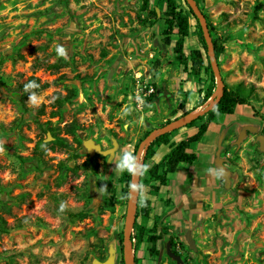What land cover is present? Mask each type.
<instances>
[{
	"label": "rangeland",
	"instance_id": "rangeland-1",
	"mask_svg": "<svg viewBox=\"0 0 264 264\" xmlns=\"http://www.w3.org/2000/svg\"><path fill=\"white\" fill-rule=\"evenodd\" d=\"M141 2L0 0V215L7 225L0 264H91L111 251L120 264L127 205L115 167L120 149L133 151L145 131L196 108L215 84L209 70L191 71L192 50L205 51L184 0L175 3L189 17L186 65L174 50L175 30L169 44L163 40L166 1L149 0L157 18ZM201 5L223 46L222 79L248 91L250 104L215 113L189 147L197 159L180 163L167 184L144 175L138 202L149 199L148 215L140 212L133 224L131 237L142 236L132 239L134 264H264V152L256 138L264 135V0ZM30 76L46 85L25 89L36 102L29 93L22 105L20 86ZM194 128H177L170 142ZM87 138L103 149L115 141V155L89 154ZM170 142L156 147L147 168ZM216 159L227 169L224 180L206 176ZM151 234L161 236L153 250Z\"/></svg>",
	"mask_w": 264,
	"mask_h": 264
},
{
	"label": "trees",
	"instance_id": "trees-1",
	"mask_svg": "<svg viewBox=\"0 0 264 264\" xmlns=\"http://www.w3.org/2000/svg\"><path fill=\"white\" fill-rule=\"evenodd\" d=\"M165 1H166V9L164 11L165 13L164 21H165L166 26L162 30V34L164 35L163 40L165 41V43L169 44L170 35L175 30V33L177 34V38L175 40L174 50L178 53L179 58L181 59L182 63L186 65L187 57L184 55L182 49H183L184 37H186L188 34L189 17L187 13L183 12L182 9L177 7L175 0H165ZM201 1L202 0H196L198 6L203 11ZM184 2L187 5L188 10L191 13V15L196 19L192 9L189 7V5L186 3L185 0ZM141 6H142V9H145L148 11V14H150L154 18H157L156 10L149 9L148 7L149 0H142ZM261 7H262V3L258 2L254 6V10L256 11L260 9ZM204 15L207 19V15L205 12H204ZM196 24L199 30L202 47L205 51V56L203 57L199 49L192 50L191 52L192 55L190 56L191 57L190 68H191V71L195 73H198L201 70V68H204L206 70H209L210 74L213 77V72L211 70L208 56L206 54V44L203 38L201 27L197 19H196ZM207 25L209 27L210 34L212 36L211 23L208 21V19H207ZM212 42L214 46L215 56L217 59L218 54L223 50V46L221 44H218L213 36H212ZM30 81H35L36 84L39 85L38 87L31 88L30 90L37 91V90L42 89L46 85V83L44 82L41 83L37 77L30 76L27 79V81L23 85L20 86L21 91H20L19 97H20V101L22 102V105H23V98L30 93L25 90V84H27ZM214 87H215V84L214 82H212L211 85L207 87L206 91L204 92L202 96L201 101L198 103L197 106H199L206 99L209 98V96L213 92ZM248 93L249 92L245 91V89L240 85H228L224 83L223 92L221 96L219 97V100L217 101V103L214 105V107L208 110L205 114L200 115L197 118L190 120L184 125V127L194 126L196 128L194 132H192L187 137L180 139L177 142H173V141L170 142L171 136L176 129L157 135L151 141V143L149 144L145 152V155L143 158L144 160L143 165H144L145 170L143 174L140 175V184L142 183V180L144 179V175L148 174V177H149L148 179L157 180L158 185H165L167 184V181H168V174L175 172L180 163L192 164L197 159V154L189 150V147L191 144L197 143L200 141L201 137L207 130L208 124L212 121L214 114L217 112L232 114L237 108V106L244 105V104H250V101L248 99ZM191 110L185 112L184 114L189 113ZM204 116H206V118L202 120ZM196 120H201V122L195 125ZM262 120L264 121V118H262ZM170 121H171L170 119L166 120L165 124ZM151 129L145 131L143 137L147 135ZM140 140L141 139H139L135 143L132 152L136 153ZM58 142H60V138L59 139L57 138L55 141H51V144L58 143ZM169 142L171 146L168 152L162 157L160 161L154 163L150 168H147L145 165V161L148 157L152 156L155 153L156 147H158L161 144H167ZM120 179L123 182L122 191L125 194L128 190V185L130 183V176L127 172H123L120 174ZM158 185H154L153 188L158 189ZM148 205H149V199L147 198H142L141 201L138 202V206H137L136 213H135V221L140 212H142L144 216L148 215V211H147ZM139 206H140V209H138ZM6 230H7L6 221L0 215V232H5ZM133 237H135L137 241L142 240V236L140 235V233L137 234V237L136 236H133ZM160 237H161L160 234H151L148 236V240L151 242L150 248L152 250L155 249V243L158 239H160ZM120 241L122 242L121 239ZM120 249L122 250V245ZM120 264H124L122 253L120 255ZM135 264H137L136 261H135Z\"/></svg>",
	"mask_w": 264,
	"mask_h": 264
},
{
	"label": "water",
	"instance_id": "water-1",
	"mask_svg": "<svg viewBox=\"0 0 264 264\" xmlns=\"http://www.w3.org/2000/svg\"><path fill=\"white\" fill-rule=\"evenodd\" d=\"M185 1L189 5V7L192 9L201 27L203 38L206 44V54L208 56L211 70L215 77V88L213 92L211 93V95L209 96V98L206 99L204 103L192 109L189 113H187L186 116L183 115L162 126L151 129L149 133L140 140L135 154L138 156V158L141 160L142 163L144 161L143 158L147 150V147L157 135L162 134L164 132H169L181 126H184L190 120L195 119L198 116L205 114L208 110L214 107V105L217 103V101L219 100V97L221 96L223 92L224 81L222 79L220 68H219V65H218V62L215 56L212 36L210 34L204 12L200 9L196 0H185ZM156 11L158 12L157 9ZM52 138L53 137L49 133H47L45 140H51ZM256 138L259 142V149L264 152V135L258 134ZM83 146L85 147L86 151L89 154H95V153L111 154L113 153V148L116 146V142L113 141V147L108 148V149H103L101 148V145L98 142H96L92 138H87L83 140ZM216 165H221L218 159H216ZM137 179L140 183V176ZM130 182H131V177H130ZM138 198L139 196H137L134 199H127L125 220H124V225H123V239H122V257H123L124 264H134L131 234L133 230V224L135 221V213L137 209ZM188 241H189V245L193 246V242L189 235H188ZM91 264H114V252L111 251L104 260H99L97 258H94Z\"/></svg>",
	"mask_w": 264,
	"mask_h": 264
},
{
	"label": "clouds",
	"instance_id": "clouds-1",
	"mask_svg": "<svg viewBox=\"0 0 264 264\" xmlns=\"http://www.w3.org/2000/svg\"><path fill=\"white\" fill-rule=\"evenodd\" d=\"M57 51L60 55H65L66 51L65 48L58 46ZM39 85L36 84L35 81H30L27 84H25V89H31L36 88ZM30 99L33 103L36 102V95L35 93H30ZM115 155V150L113 153L109 154V158L112 159V157ZM115 167H117L121 173L127 172L129 176L131 177V182L128 185V190L125 193V197L127 199H134L137 196H140L142 193L145 192V187L139 183L138 179L140 175L144 172V165L141 162V160L138 158V156L130 151L128 148H121L119 156L116 160ZM206 176L209 180L212 179H218V180H224L227 176V169L223 165H215L214 167L208 168L205 170ZM104 188L101 187L99 189L100 192H102ZM64 208V205H60V210L62 211Z\"/></svg>",
	"mask_w": 264,
	"mask_h": 264
},
{
	"label": "crops",
	"instance_id": "crops-1",
	"mask_svg": "<svg viewBox=\"0 0 264 264\" xmlns=\"http://www.w3.org/2000/svg\"><path fill=\"white\" fill-rule=\"evenodd\" d=\"M194 129H195V128H194ZM193 131H194V130H192V132H193ZM192 132H191V133H192Z\"/></svg>",
	"mask_w": 264,
	"mask_h": 264
},
{
	"label": "flooded vegetation",
	"instance_id": "flooded-vegetation-1",
	"mask_svg": "<svg viewBox=\"0 0 264 264\" xmlns=\"http://www.w3.org/2000/svg\"><path fill=\"white\" fill-rule=\"evenodd\" d=\"M132 239H134V237H132Z\"/></svg>",
	"mask_w": 264,
	"mask_h": 264
},
{
	"label": "bare ground",
	"instance_id": "bare-ground-1",
	"mask_svg": "<svg viewBox=\"0 0 264 264\" xmlns=\"http://www.w3.org/2000/svg\"><path fill=\"white\" fill-rule=\"evenodd\" d=\"M187 114H185V116H186Z\"/></svg>",
	"mask_w": 264,
	"mask_h": 264
}]
</instances>
